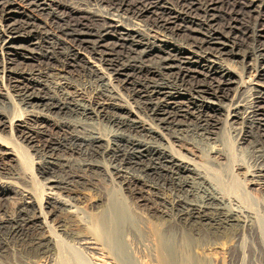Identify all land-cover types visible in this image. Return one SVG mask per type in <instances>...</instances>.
Returning <instances> with one entry per match:
<instances>
[{
  "label": "bare ground",
  "instance_id": "1",
  "mask_svg": "<svg viewBox=\"0 0 264 264\" xmlns=\"http://www.w3.org/2000/svg\"><path fill=\"white\" fill-rule=\"evenodd\" d=\"M82 1L0 0V132L9 137L0 136V201L17 200L0 220V258L18 249L36 264H202L188 248L206 243V235L235 247L249 232L264 246V217L227 196L248 194L246 186L236 178L238 187L223 189L195 154L180 152L188 145L212 163L224 161L223 132L240 121V145L257 154L254 171L244 175L264 195V30L254 35L261 48L244 47L248 31L218 14L212 0H119L107 10L98 8L111 0ZM242 1L264 9V0ZM69 76L96 86L78 89ZM68 118L113 125L106 136L88 130L73 137L89 157L115 163L117 187L134 201L99 215L81 238L48 221L60 211L75 218L68 193L90 189L91 175L110 179L108 170L99 160L49 157L35 170L43 181L24 172L36 144L28 126L69 129ZM14 180L37 186L40 197ZM139 207L152 222L138 217ZM136 241L149 261L137 256Z\"/></svg>",
  "mask_w": 264,
  "mask_h": 264
},
{
  "label": "rangeland",
  "instance_id": "2",
  "mask_svg": "<svg viewBox=\"0 0 264 264\" xmlns=\"http://www.w3.org/2000/svg\"><path fill=\"white\" fill-rule=\"evenodd\" d=\"M59 1L60 2L63 1V3L67 2L70 4L71 3H73V4L80 3V2H78L79 0H75V1L74 0H68V1L67 0L66 1L65 0H59ZM80 1H82V0H80ZM86 1H88V0H84L82 2H86ZM173 1L178 2V0H170L168 2H170V4H172V5L174 4L176 6V2L174 3ZM202 1H204V0H200V3ZM207 1H209V0H207ZM212 2L214 4V6L218 9V10H216V12L218 14H220V12L223 13L222 15H224V18H227V20L233 19L231 21L234 23L233 25H235L236 28L239 29V31L241 30V32H243L244 29H246L248 31V36H250V37L248 38L247 43L244 41V43H246L244 45V47L256 48V49L261 48L260 46H261L262 40L261 39L259 40V38L256 36H258V34H259L258 32L260 30H264V13H263L264 9L261 10L260 13H257L256 11L254 12V10H251V9H246L244 7L242 0H238V1L237 0H212ZM117 3H119V0H111L110 6H105L104 8H98V7H96V8H98L100 10H107L111 7H114L113 5L117 4ZM239 3L241 5H239ZM257 15H258V17H257ZM218 22H220V21H218ZM218 22H217L216 26L219 28ZM251 31H252V33L253 32H255V33L252 34ZM255 34H256V36L254 37ZM252 44H253V46H252ZM238 59L239 58H235V60H238ZM232 65L237 67L235 64H232ZM238 66L241 68V66L239 64H238ZM20 67H23V66H20ZM237 71L239 72L240 69H238ZM69 77H70L69 78L70 82L73 83L75 86H77L78 89L84 88L88 91L89 89H92L96 86V83L94 81H92L91 79H88L85 77H80V78L79 77H73V76L72 77L69 76ZM93 85H94V87H93ZM90 87H92V88H90ZM52 92H54V93H56V95L60 96L59 92H55V91H52ZM9 93L11 94L12 92H10V90H9ZM12 95H13V93H12ZM245 95H246V93H245ZM15 101L16 100L14 99V102ZM129 102L131 104H133L132 100H129ZM15 104H16V109L18 110L16 112V114L18 113L19 115H21V113H23V110H22L23 107L19 104L18 101H16ZM65 120L68 122L71 121L72 122L71 124L75 125L76 129L72 125H70L69 129L63 128L61 130H56V131H55V129H52V128L49 129V127L45 128V127H41L38 125H33V127H32V125L28 126L29 129L34 130L33 134H34V137L36 139V144H35L33 150H30V149H29L30 151L28 150L30 153L29 154L30 158L32 157L31 158L32 163L29 165V167H28V165L27 166L24 165V172L25 171L28 172V173L26 172L27 176H34L36 178L39 177V175L37 174V172L35 170L38 168V164L43 163L44 159H45V161H48L49 157H51L52 159H57V162H59V163H63V162H67V161H69L71 163L72 162L73 163H81L84 161L85 162L95 161L96 158L89 157L90 151L88 152L86 150L87 149V148H85L86 146L83 143H80L79 141L74 140L75 138L73 136L75 134L85 135L88 132V130H92V131L99 133V134H104L105 136L109 135L115 131V128L113 127V125L110 124L109 121L103 120V119L101 121V120H95V119L91 118V119H88V121H79V122H77L78 119H74V118H72V119L68 118ZM231 121H230V126L227 127V129L223 132V135H222V143H224V144L221 143L219 146V148L227 154V158L224 159V161L221 160L222 161L221 162L220 160L216 159L219 164L217 163L216 160H214L212 163V159H210V157H211L210 154H207V157L205 156L206 158H203V155L199 154L198 151H196L194 149L189 150L188 145H182L180 152L182 154L187 155V151H185V150H188V152H192L193 154H195L197 156L196 161H198L199 163H202V165H204L205 167H207L210 170L209 171L210 175H214L216 177V179L218 180L217 182L219 183L220 186H222L223 189H224V187H228V188L230 187L231 188L234 185L237 186L239 182L240 183L242 182L241 188L245 192L248 191V194L247 193L245 194V195H247V197L244 194H241L242 190L236 191L235 194L233 193L234 196L236 195L235 197H233L232 194H228L227 196H229V198L232 199L231 201H232V203L234 202L233 204L238 205V206H242L245 208L248 207V208H250L249 210L256 213L259 217H261V216L264 217V195L261 194L259 191L255 190L254 188L252 189V187L249 183L250 182L249 181L250 176L244 175L245 171L248 174H252V172L254 171V168H255L254 167L255 166L254 161H256L255 157L257 156V154L255 153V149L253 148V145H251L249 143H246L244 145H240V143L242 141V133H243L242 128H244V127H242L243 124H241L240 121H235V123L231 124ZM79 123L82 125H80ZM84 127H85V129H84ZM71 128H74V129L71 130ZM78 128H80V129H78ZM75 131L78 133H76ZM0 136L3 138H5V137L9 138L8 134L6 132H0ZM13 138L15 139V136H13ZM53 147H55V148H53ZM31 154H32V156H31ZM205 155H206V153H205ZM53 156L56 158H54ZM207 158H209L211 162L208 159L209 163H205L204 161L205 160L207 161ZM107 159L108 158H106V159L104 158V159H100V160L97 159V160L100 161L99 164H101L106 170H108V173L110 174V176H109L110 179L107 177L103 178L101 176L100 177L94 176V175H91L90 173H87V174L92 176V177H90L91 188L85 189V190H82V189L73 190V191H70L68 193L69 196L72 195L75 197V200H76L75 204L78 207V212H77L76 217L73 218L71 215H69L67 213H63L61 211L56 212L54 214V217L52 219L50 218L48 221V222H50L51 225H53V226L54 225H64L67 227V230L70 233L81 238V237L87 235V233H92L91 225H92L93 221L98 218L99 215H101L105 212H109V210H111L114 206H118V205L122 206L123 205V207L127 208V206L129 207L130 205H132V203L134 201L127 195V193H125L123 190H121L117 187L118 182H117V178H116V173H114V171H113V167H114L113 165L115 163L112 164V160L111 159L107 160ZM90 160H92V161H90ZM50 161H52V160H50ZM28 168H30V169H28ZM244 176H246V178H244ZM236 178L239 180L238 183L236 181L237 180ZM39 179L41 181H43V179H41L40 177H39ZM243 179H245L246 183ZM13 182H15L17 189H19L20 187H22V188L24 187L26 189H31L34 192L33 194H35L36 197H40L39 196L41 194L40 190L38 189L37 186L33 185L32 183H31L32 184L31 185L30 183H22L21 181H17V180L16 181L14 180ZM245 184H247V185H245ZM237 187L235 188V190L237 189ZM243 187H245L247 191ZM228 188H225V189L228 190ZM35 189H37L38 191ZM225 193L227 194L228 191H225ZM164 194H166L165 195L166 198H168V199L171 198L168 191H164ZM243 195L246 198H244ZM7 196L12 197V194L6 193L5 197H7ZM240 196H242V197H240ZM9 200L0 201V217H1L0 220L6 216L12 215V212L15 211L14 208H15V205L17 202L16 198L11 199L10 201ZM139 210H141V212H140L141 214L139 216L137 215L139 218L141 217V219L143 221H151L152 222V220L150 218H148L145 207H142V208L139 207ZM131 227L133 229H135L136 231H138V225H136L135 222H133ZM45 235H46V233H45ZM206 236L204 237V239L206 238L207 240L206 239L202 240V242L206 241V243H203L202 245H200L202 247H200V246L195 247V248L193 247L194 249L191 247L188 248V253H190V255H191V260L199 261L202 264H264V246L261 244V242H259V240L256 236H253V235L251 236V234L249 232H244V236H242L243 238L241 240L243 242H241V243L238 242L237 243L238 245L235 247L232 246V244H231L232 242L230 240H226V241L225 240H217V239L211 237L210 235L207 237ZM214 240H215V242H214ZM219 242H220V244H219ZM134 244H135V246H133V247L136 250H138V252H139L137 256L144 257L145 260L149 261L148 253H146L144 251L143 247L141 246V242L136 241ZM20 253H21V251L19 252L18 249L13 251V252H10L7 257L0 258V264H36V263L32 262L31 259H29L25 255H23V253H21V254ZM84 253L85 252H83V254ZM87 253L88 252H86L85 255ZM87 255L86 256L89 257L88 259L90 261L91 260L93 261V259L90 256L91 254L90 255L87 254ZM95 261L96 260H94L93 262L95 263Z\"/></svg>",
  "mask_w": 264,
  "mask_h": 264
}]
</instances>
